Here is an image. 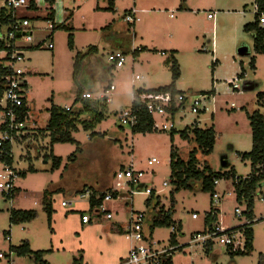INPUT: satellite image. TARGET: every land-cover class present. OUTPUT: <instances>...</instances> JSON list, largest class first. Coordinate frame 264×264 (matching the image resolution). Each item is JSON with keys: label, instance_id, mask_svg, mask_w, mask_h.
<instances>
[{"label": "rangeland", "instance_id": "1", "mask_svg": "<svg viewBox=\"0 0 264 264\" xmlns=\"http://www.w3.org/2000/svg\"><path fill=\"white\" fill-rule=\"evenodd\" d=\"M133 3L141 11L131 26L123 22L122 16ZM253 4L254 0H117L108 10L107 0H61L60 5L54 4L50 21L42 18L46 16L44 3H40L41 9L17 13L29 18L32 45L50 35L46 43L50 42L52 49H28L25 60L16 64L25 77L30 113L24 137L11 147L12 167L21 174L16 190L10 198L0 193V252L5 256L0 264H34L32 255L20 257L12 251L24 241L32 253L44 252L43 260L48 264H120L129 246L122 234L129 212L147 213L145 201L150 197L143 194V189L131 197L120 191L118 199L104 205L112 215L107 220L105 213L89 208L88 195L77 193L85 194L84 188L97 186L98 176L112 184L113 174L130 164L143 172L141 182L153 190L151 206L158 200L159 207L170 211L172 225L180 226L175 241L183 249L173 254L172 264H259V255L264 256V185L261 194L253 198L252 221H248L246 203L236 202L231 179L218 181L214 191L219 200L213 207L211 192L203 193L198 188L172 192L169 170L171 146L184 161L196 149L192 141L179 136L185 127L196 125L201 130L212 128L215 134L211 154H196L198 169L207 167L219 175L235 172L242 179L250 174V163L240 159L252 146L248 116L258 111L264 117V97L261 101L258 98L264 93V52H257L251 34L243 31L245 24L254 21ZM69 13L72 15L66 21ZM208 14H214V19L209 20ZM111 22L114 29L128 35L136 28L131 46L132 50L143 49L138 63L130 51L121 69L106 65L107 54L124 38L112 28L107 34L99 29ZM50 23L60 25L52 35L45 30ZM62 24L72 30L63 29ZM171 51L180 73L173 87L187 97L183 109L166 121L173 126L172 131L133 134L129 127L120 125L118 114L130 108L132 91L156 90L171 84L166 63ZM76 55L95 70L94 77L86 75V69L78 77L80 85L81 79L92 78L93 99L109 83L115 87L110 103L102 109L103 121L84 129L83 123L92 124L96 115L79 117L77 131L71 136L82 149L80 156L75 153V145H51L40 134L37 140L28 135L46 127L52 106L69 107L74 113L80 109L75 100L78 85L72 78ZM135 75L142 79L132 83ZM234 84L237 90L232 89ZM212 90L214 94L203 102L206 111L191 114V101ZM53 157L61 160L59 166L53 167ZM151 158L158 163L148 167L146 162ZM222 161H226V167H222ZM236 208L242 213L239 217L234 213ZM211 209L217 210L216 222L224 229L250 222L252 250L248 255L232 256L217 243L208 252L201 245L189 244L192 234L204 231V219ZM12 210H33L37 216L28 223L10 225ZM81 215L89 217L90 222L81 224ZM170 233V227L155 228L151 241L159 249L167 248Z\"/></svg>", "mask_w": 264, "mask_h": 264}, {"label": "built area", "instance_id": "2", "mask_svg": "<svg viewBox=\"0 0 264 264\" xmlns=\"http://www.w3.org/2000/svg\"><path fill=\"white\" fill-rule=\"evenodd\" d=\"M107 1L114 2L117 0ZM31 2L34 10L41 9L40 3H44V9L47 15L48 12L53 13L54 4L60 5L61 0H53L51 6L47 4L46 0H4L3 6L0 8V10H5L10 15L7 25L0 26V43L3 46L0 50V65L8 72L4 77V88L0 93V193L7 198L11 197L19 171L12 167V163L8 164L5 160L7 158L12 160V144L24 137L25 122L29 119V113L26 112L22 120H20V109L25 102L27 86L23 71L16 67V64L25 60L24 54H26V50L28 49L39 48L40 46H43L47 50L52 49V44L50 42L46 43L50 35L42 39L39 43L32 45L34 40L32 37L33 32L28 28L29 20L17 15L21 11H31ZM135 13V9L130 8L124 13L123 21L128 25L134 24L137 20ZM253 15L257 27L264 31V11H259L258 7L254 5ZM214 16V14H208L207 18L214 19ZM53 28L54 25L50 23L47 24L45 30L51 34ZM125 59V54L122 51H112L107 54L106 64L109 68L118 70L125 65ZM140 79L142 77L138 75L133 77V81ZM232 89L237 90L238 86L234 84L232 85ZM114 90L115 87L109 83L96 100L104 104L110 103V96ZM211 95L206 94L201 99H193L190 105V113L197 115L205 112L206 107L203 102ZM186 99L187 97L183 94L172 95L170 92L138 93L137 90L131 92V105L135 101L140 106H143L146 114L152 118V132L172 131L173 126L166 124V121L173 118L179 110L183 109L182 106ZM79 100L96 101L89 92H83ZM131 105L128 110L121 111L118 114L120 125L129 127L130 129L138 122L137 109H132ZM63 109L65 112L72 111L69 107H64ZM157 163L158 161L155 158H151L147 160L146 165L152 167ZM112 178V185L104 192L101 204L95 211L96 213H105L107 220L112 219V215L104 205L105 203L118 199L120 191H124L129 197L133 194L140 193L142 189L143 194L147 196L153 193V190L148 189L141 182L143 172L135 170L131 164L116 171ZM237 179L238 177H235L234 182ZM217 184L218 181L213 182L214 186ZM260 194L261 192L258 195ZM85 195H88V192ZM211 200L213 207H215L219 200V195L215 191L211 196ZM261 200H264L263 196H261ZM216 211L215 209H211V216H216L217 218ZM234 213L238 217L242 215L237 208L234 210ZM80 221L83 225L90 222L89 217L86 215H81ZM149 226L150 224L146 220L145 213L129 212L127 226L122 232L124 240L129 246L127 254L120 264H165V262L171 261L175 252L183 249L178 244L177 246L169 245L167 248H157L158 244L151 241ZM232 229H224L222 225L215 222L211 228H206L201 233L192 234L189 239V244L201 245L202 249H204L209 245L211 248L214 243H217L220 246L228 248L231 252H244L245 238L243 230ZM174 231V228H171V232ZM180 247L181 250H179ZM4 257V254L0 252V260L4 259Z\"/></svg>", "mask_w": 264, "mask_h": 264}, {"label": "trees", "instance_id": "3", "mask_svg": "<svg viewBox=\"0 0 264 264\" xmlns=\"http://www.w3.org/2000/svg\"><path fill=\"white\" fill-rule=\"evenodd\" d=\"M47 4L51 6L53 4V0H46ZM259 9V11H264V0H254V4ZM30 10H34V7L31 2ZM10 15L5 10H0V26L7 25L8 19ZM53 13L48 12L45 16V20H52ZM63 29L70 30L67 27L61 25ZM133 26V24H131ZM60 27L57 25L53 28ZM243 31L246 33H250L251 37L254 41V48L257 52H264V31L257 27L255 17L252 23H248L243 26ZM53 32V31H52ZM52 34V33H51ZM70 39V38H69ZM70 48L72 49V41L69 40ZM3 48L2 43H0V50ZM36 49V48H35ZM33 50V49H31ZM140 49L134 51V53H138ZM133 53V54H134ZM82 61L83 58L80 59L79 55L75 56V60L73 63V81L77 86L78 94L76 101L79 100L80 95L83 93L84 89L79 84L78 77L81 74L82 70ZM169 70L171 72V84L169 86H165L156 90H137L138 93H159V92H170L172 95L178 94V92L174 89V83L179 78V69L176 60L171 57L166 61ZM110 69V68H109ZM8 74L6 69L0 65V93L4 88V77ZM212 94V92H209ZM208 93V94H209ZM264 97L263 94H259L258 98L261 101ZM97 105L94 103H87L86 108H91L93 110L92 113L96 115L94 122H85L84 129L89 127H93L96 123H100L104 118L102 114V109L104 108V103ZM24 104V103H23ZM97 105L98 110L94 111L93 107ZM132 109H137L138 122L132 127L130 130L133 134H145L152 133V118L146 114L143 106H140L135 101H133L131 105ZM28 110L24 107L20 109V120L24 117L25 113ZM48 123L43 130L40 132L46 133L49 137V142L51 145L59 144V143H67L76 146L75 153H81L82 150L79 148V143H77L71 136V133L77 131L76 123L78 122L79 113L65 112L64 109L56 108L52 106L48 110ZM249 125L251 128V151L248 153H244L240 156L241 161H248L250 163L251 172L246 178H238L236 182L235 180V172L224 173L223 175H219L214 173L210 168H197V152H200L203 156H208L211 154L213 145H214V131L212 128H208L205 130L198 129L196 125L189 127H185L182 132H180V138L187 141H192L196 145V149H193L189 155L187 161L182 160L177 154L176 149L171 146L169 152V170H170V185L174 188L172 192H178L180 189L184 190H193L194 188H198L203 193H214L215 186L213 185L214 181H219L221 179H231L234 188L235 200L237 203H241L244 201L246 203V218L248 221H252V204L253 198L255 195L259 194L260 188L264 185V117L258 111L253 112L250 116H248ZM91 137V136H90ZM51 156V155H50ZM52 157V156H51ZM8 164L12 163L11 159L5 160ZM53 167H57L60 164L59 158L52 159ZM226 163V161H225ZM21 175L20 173L18 176ZM16 189H13L12 194ZM88 192V204L90 209H98L101 204V201L104 197V192H91L89 189ZM11 194V197H12ZM211 194V196H212ZM152 195L150 198L145 201V206L149 207V211L146 214V220L149 222L150 226V234L155 228H174V232H171L169 235V245L177 246V242L175 241L176 233H181L180 226H173V222L170 219V211L163 210L159 207L158 200L151 206ZM174 201L171 198V207L173 206ZM48 219L50 218V210L48 206L45 208ZM211 211V210H210ZM37 213L33 210H12L9 213V223L10 225H18L20 223H28L35 219ZM217 220L216 216H211L210 212L204 219V225L206 228H211L212 224ZM247 221V222H248ZM250 222L243 224L241 226L235 227L232 230H243L244 238H245V251L244 252H231L228 248H226L227 253L230 255H248L252 250V232L248 228V224ZM183 236L182 234H180ZM210 245L204 248L205 252L210 250ZM181 250V247L179 248ZM12 251L20 257L26 255H32V259L34 264H48L43 260L44 252L38 251L32 253L29 250V245L27 241H24L21 246L12 248ZM259 264H264V256L259 255ZM76 264V261L73 262ZM165 264H171V261L165 262Z\"/></svg>", "mask_w": 264, "mask_h": 264}, {"label": "crops", "instance_id": "4", "mask_svg": "<svg viewBox=\"0 0 264 264\" xmlns=\"http://www.w3.org/2000/svg\"><path fill=\"white\" fill-rule=\"evenodd\" d=\"M79 1H81V0H76V2H79ZM166 1V0H165ZM108 3H110V5L108 6V10H111L110 9V7H112V3L113 2H110V1H107ZM61 4V3H60ZM140 7V6H139ZM130 8H134L135 9V11H136V13H135V16L138 14V11H141V8H138V6L135 4V3H133V6H131ZM129 8V9H130ZM104 9H106L107 10V8H104ZM129 9H127V10H124V12H123V15H124V13H126ZM71 13H69V15H68V17H67V20L66 21H68L70 18L69 17H71V15H70ZM54 16V15H53ZM26 18V17H25ZM36 18H40V17H38V16H36ZM43 19L45 18V17H42ZM28 20H29V18H27ZM122 20H123V16H122ZM209 20H212V19H209ZM65 21V22H66ZM64 22V23H65ZM124 22V21H123ZM61 24V23H60ZM248 24V23H247ZM59 25V24H58ZM63 26H65V24H62ZM128 25V24H127ZM246 25V24H245ZM66 27V26H65ZM68 28V27H67ZM112 28V30H114V31H116L118 34H120V35H122L124 38H123V40H122V44L120 43L119 45H118V47L116 48V49H114L113 51H116V50H120V51H122L124 54H125V56H126V54L128 53V52H130L131 51V53H132V55H133V58H134V60H136V62L138 63L139 62V59H140V55H142V51H143V49H141V48H136V49H133L132 50V43H133V40L136 38V36H137V33H136V28H134L133 29V31H132V34H130V35H128L127 33H125V31L124 30H117V29H114L113 28V23L111 22V23H109V24H107V25H105V26H103V27H101V28H99L100 30H104V31H106V34H107V31L109 30V29H111ZM68 29H70V30H72L71 28H68ZM86 28H84V30H85ZM212 44H214V43H212ZM95 48V47H94ZM138 49H140V51L138 52V53H134V51H136V50H138ZM110 52H112V51H110ZM109 52V53H110ZM134 53V54H133ZM161 54H164L163 52H161ZM167 56L168 57H173L174 58V52L173 51H171V52H169V53H167ZM107 65V64H106ZM82 70H81V74L82 73H84L85 74V69L87 70V73H86V75H90L91 77H94L95 76V70L94 69H90V66L88 65V64H86L85 62H83L82 61ZM88 72H89V74H88ZM109 72V71H108ZM106 75V74H105ZM25 78V77H24ZM86 79H87V81H86ZM26 82V81H25ZM80 83H81V86L83 87V89H84V91L83 92H89V93H91V91L94 89V83H93V80H92V78H85V79H81L80 80ZM132 83H133V79H132ZM26 89H27V87H26ZM141 90H143V89H141ZM212 92V95L214 94V90H212L211 91ZM78 102H79V104L81 105V107H80V109H78V111H76L75 113H79V117H83V116H91L92 115V110H90L91 108H86L85 109V106H86V104L87 103H94V104H97V102L98 101H92V100H77ZM24 107L28 110V113H30V109L28 108V105H27V101H26V99H25V102H24ZM93 109H97L98 110V107L97 106H95V107H93ZM74 113V112H73ZM79 117H78V121H79ZM103 121V120H102ZM39 132V131H38ZM37 132H35V133H29L28 135L31 137V139L33 138V140H37V139H39V136L40 135H42L43 136V139L45 138V139H48L49 140V137H48V135L46 134V133H43V132H39V133H37ZM40 134V135H39ZM92 139V136L89 138V140H91ZM82 150V149H81ZM78 155L80 156L81 155V153H78ZM74 160V159H73ZM75 161H76V159H75ZM20 173V172H19ZM19 177V176H18ZM107 177V176H106ZM101 177H99L98 176V184H97V186H92L91 185V187H88V188H84V191L85 192H87V190L89 189L91 192H98V191H102L103 189H105V188H110V186L112 185V184H110L109 183V181L108 180H101L100 179ZM104 178H105V176H104ZM15 183H16V181H15ZM108 183V184H107ZM14 187H15V185H14ZM16 189V188H15ZM69 192H71V193H75V192H72V191H69ZM86 194V193H85ZM85 194H83V193H77V195H85ZM123 231V230H122ZM128 251V250H127ZM123 260V259H122Z\"/></svg>", "mask_w": 264, "mask_h": 264}, {"label": "water", "instance_id": "5", "mask_svg": "<svg viewBox=\"0 0 264 264\" xmlns=\"http://www.w3.org/2000/svg\"><path fill=\"white\" fill-rule=\"evenodd\" d=\"M227 163H225V161H222V167H226Z\"/></svg>", "mask_w": 264, "mask_h": 264}, {"label": "bare ground", "instance_id": "6", "mask_svg": "<svg viewBox=\"0 0 264 264\" xmlns=\"http://www.w3.org/2000/svg\"><path fill=\"white\" fill-rule=\"evenodd\" d=\"M39 132H40V130H39ZM44 159V158H43Z\"/></svg>", "mask_w": 264, "mask_h": 264}]
</instances>
